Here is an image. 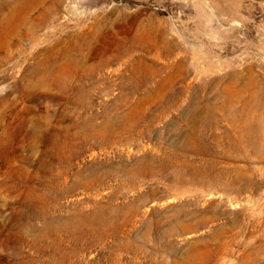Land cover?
I'll return each mask as SVG.
<instances>
[{
  "label": "rangeland",
  "instance_id": "obj_1",
  "mask_svg": "<svg viewBox=\"0 0 264 264\" xmlns=\"http://www.w3.org/2000/svg\"><path fill=\"white\" fill-rule=\"evenodd\" d=\"M0 264H264V0H0Z\"/></svg>",
  "mask_w": 264,
  "mask_h": 264
}]
</instances>
